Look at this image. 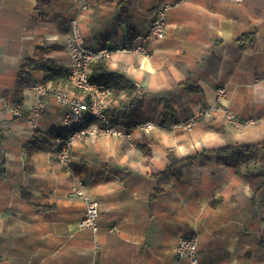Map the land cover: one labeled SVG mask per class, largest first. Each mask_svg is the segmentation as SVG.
Returning a JSON list of instances; mask_svg holds the SVG:
<instances>
[{"label":"crops","instance_id":"1","mask_svg":"<svg viewBox=\"0 0 264 264\" xmlns=\"http://www.w3.org/2000/svg\"><path fill=\"white\" fill-rule=\"evenodd\" d=\"M174 1L89 0L78 14L74 0H0V264H190L176 246L193 234L203 262L264 264V188L253 195L249 181L217 154L181 163L159 190L153 176L170 164V152L184 159L264 141V0L181 2L149 54L116 50ZM73 17L87 44L113 49L109 69L141 82L146 93L109 110L133 138L78 140L71 173L59 164L54 142L66 133L68 107L49 95L36 113L32 85L46 74L29 62L45 56L67 70ZM253 31L254 44L243 48L241 39ZM212 104L261 122L238 129L219 113L200 117L191 130L172 127ZM263 153L262 145L247 152L241 173L260 170ZM75 180L100 203L97 232L80 226L85 204L68 192Z\"/></svg>","mask_w":264,"mask_h":264},{"label":"built area","instance_id":"2","mask_svg":"<svg viewBox=\"0 0 264 264\" xmlns=\"http://www.w3.org/2000/svg\"><path fill=\"white\" fill-rule=\"evenodd\" d=\"M77 4L78 14H82L90 7L89 0H74ZM189 0H177L167 2L158 7L154 19L144 34L137 35L134 41L123 47H116L118 51L136 52L149 54V43L163 39L167 32V18L170 10L181 2ZM71 35L67 40V51L69 54V65L67 68L70 84L72 88L49 87L42 80H35L32 85L37 98L36 113L47 107L46 99L49 95L59 104L68 107V111L63 118V128L66 132L55 137L57 147L58 162L68 172L74 171L73 148L76 142L82 138L97 136H114L119 138H133V132L122 122L113 120L109 115L112 106L122 98L127 97L129 102L141 99L145 96V87L137 82L136 88L131 95L124 92L119 96L115 94V88L105 82H95L90 79L91 64L101 60H107L112 55L113 49L109 47L95 48L87 44L81 32L78 17L70 20ZM225 88L218 89V96H224ZM0 97L2 94L0 92ZM20 114V109L15 110ZM222 113L225 120L237 128L246 125L258 124L260 118L241 117L225 110L219 104H212L204 107L186 119L173 122L175 128L191 130L198 119L202 116H213ZM155 125L148 121L146 127ZM69 195L80 198L85 204L84 217L80 221V226L89 228L97 232L99 230L100 203L96 197L84 191L80 181L75 180L70 188ZM178 256L187 257L190 264H210L203 262L199 255V236L184 235L178 240L176 246Z\"/></svg>","mask_w":264,"mask_h":264},{"label":"trees","instance_id":"3","mask_svg":"<svg viewBox=\"0 0 264 264\" xmlns=\"http://www.w3.org/2000/svg\"><path fill=\"white\" fill-rule=\"evenodd\" d=\"M121 12L125 13L126 11L124 10V8H121ZM124 19L126 20L127 18L122 15L121 21H124ZM133 30H130V32L132 33V38H135ZM255 40L256 31H253L245 35L241 39V45L243 48L251 46L254 44ZM29 67L36 70L43 69L46 74L44 82L50 81L55 87H63L70 84L68 71L61 65L54 63L52 60L46 58L45 56H39L37 59L30 60ZM22 76L23 74L21 73V78ZM90 79L95 82H105L112 85L115 88V92L117 95H119L121 92H125L126 94L131 95L136 88L135 83L128 77H126V75L117 71H111L106 60H101L98 63L91 64ZM195 89L197 88H191V90ZM258 145H262L264 147V141L258 144L229 143L218 148L205 149L184 159H179L174 155L173 152H170L168 154V157L171 161L170 164L166 167L165 170L153 174L158 183L156 190L160 189V186L163 182H166L173 176H175L174 171L181 163L187 161L190 164H194V162L198 159L211 161L212 157L210 155L217 154L221 158H224V161L228 165H232L238 169L239 174H242L251 184L253 195H255L262 188H264V153L259 158L260 162L262 163V167L260 170L241 173L240 168H242L241 166L245 162L246 153L255 150ZM218 160L221 159L219 158Z\"/></svg>","mask_w":264,"mask_h":264},{"label":"rangeland","instance_id":"4","mask_svg":"<svg viewBox=\"0 0 264 264\" xmlns=\"http://www.w3.org/2000/svg\"><path fill=\"white\" fill-rule=\"evenodd\" d=\"M176 1H177V0H175L174 2H176ZM162 5H163V4H162ZM168 16H169V15H168ZM167 19H168V18H167ZM167 22H168V20H167ZM122 52H124V51H122ZM135 53H136V52H135ZM148 53H150V50L148 51ZM144 55H147V54H144ZM110 58H111V56H110ZM110 58H108V59H110ZM108 59H107V60H108ZM107 60H106V61H107ZM139 83L142 84L141 82H139ZM135 84H136V83H135ZM142 85H143V84H142ZM143 86H144V85H143ZM70 87L73 89V87H72L71 84H70ZM144 87H145V86H144ZM67 88H68V87H67ZM145 90H146V88H145ZM122 93H124V92H121L120 94H122ZM115 94H116V92H115ZM120 94H119V95H120ZM119 95L116 94V96H119ZM221 107H222V106H221ZM227 111L231 112V111L228 110V109H227ZM233 114H234V113H233ZM254 118H256V117H254ZM177 121H178V120H177ZM226 122H227V121H226ZM253 125H255V124H253ZM172 127H174L173 124H172ZM244 127H245V126H244ZM244 127H243V128H244ZM236 128H237V127H236ZM243 128H238V129H243ZM107 137H114V136H107ZM115 138L117 139V138H119V137H115ZM120 139H121V138H120ZM123 139H127V138H123ZM77 198H78V197H77Z\"/></svg>","mask_w":264,"mask_h":264}]
</instances>
